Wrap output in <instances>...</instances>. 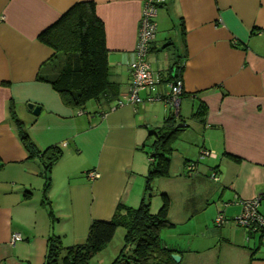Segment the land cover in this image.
<instances>
[{"label": "crops", "instance_id": "obj_1", "mask_svg": "<svg viewBox=\"0 0 264 264\" xmlns=\"http://www.w3.org/2000/svg\"><path fill=\"white\" fill-rule=\"evenodd\" d=\"M78 1L0 0V264H45L50 235L64 246L82 242L94 219H111L121 202L141 203L150 158L140 146L170 111L164 101L147 97H164L179 67L180 112L189 126L174 143L171 175L154 180L155 197L164 192L171 198L173 225L161 236L181 255L179 264H264L259 231L232 220L244 209L238 199L259 197L264 216V0H165L148 54L163 80L141 91L144 103L123 105L117 103L131 83L128 64L145 0H94L119 90L111 102L95 101L82 112L39 78L53 73L55 53L40 32ZM29 102L41 105L39 114ZM202 102L204 116L192 117ZM14 115L41 150L58 145L63 151L48 199L41 158L29 157ZM206 151L207 160L201 156ZM187 160L197 162L196 174H187ZM215 168L217 179L210 177ZM208 209L211 218L198 221L202 245L168 237L165 229L190 231L187 224ZM217 212L227 218L222 225L212 221ZM15 231L21 240L13 241ZM257 237L259 244H252Z\"/></svg>", "mask_w": 264, "mask_h": 264}, {"label": "trees", "instance_id": "obj_2", "mask_svg": "<svg viewBox=\"0 0 264 264\" xmlns=\"http://www.w3.org/2000/svg\"><path fill=\"white\" fill-rule=\"evenodd\" d=\"M39 39L55 51L51 58L53 73L40 74L39 78L51 83L66 104L84 111L89 100L111 102L118 95L119 84L111 78L105 23L98 15L94 0L74 3L40 32ZM179 68L172 74V80L178 78ZM183 94L182 91L181 96ZM206 108L204 102L200 103L192 117H203ZM14 118L29 157L41 158V174L45 178L44 199H48L53 168L63 156V151L58 145L41 150L29 135L23 121L16 115ZM188 126L180 106L178 111L170 106L162 125L151 128L148 140L140 146L148 154L150 163L144 197L139 206L119 203L111 219H94L86 239L70 246H64L60 236L50 235L45 264H89L91 258L113 239L119 226L126 230L125 242L110 264H179L172 257L176 249L161 236L163 228L173 225L169 218L171 198L169 194L161 193L162 205L158 211H153L152 196L153 181L171 175L174 143ZM229 156L238 160L233 155ZM187 161V174H196L197 162ZM214 170L210 175L213 179L214 174L217 175L216 168ZM232 220L239 225L234 218ZM244 228L251 231L247 226Z\"/></svg>", "mask_w": 264, "mask_h": 264}, {"label": "built area", "instance_id": "obj_3", "mask_svg": "<svg viewBox=\"0 0 264 264\" xmlns=\"http://www.w3.org/2000/svg\"><path fill=\"white\" fill-rule=\"evenodd\" d=\"M165 0H145L142 16L140 20L139 33L137 45L135 48V57L129 62L128 66L131 72V83L127 93L122 95L118 100L117 105H123L124 103H144L140 93L143 90H151L155 88L163 80V75L152 69L150 61L148 60V54L151 46L156 37L157 22L156 16L160 5ZM184 82L181 78H176L169 83V91L164 96L147 97L148 101L162 100L167 105L173 108H178L180 103V96L182 94ZM82 112V111H79ZM202 156H211V152L206 151ZM99 173L90 172L92 178L98 176ZM214 179H217V175L214 174ZM244 204V209L241 214L237 215L234 219L239 225L247 226L252 232L259 231L262 241H264V216L259 213L258 205L260 198L256 197L251 200H240ZM226 221L223 212H219L216 217V223L223 224ZM23 237L20 232H13V241L21 240Z\"/></svg>", "mask_w": 264, "mask_h": 264}, {"label": "rangeland", "instance_id": "obj_4", "mask_svg": "<svg viewBox=\"0 0 264 264\" xmlns=\"http://www.w3.org/2000/svg\"><path fill=\"white\" fill-rule=\"evenodd\" d=\"M122 95H124V94H122ZM94 103H95V100L94 99L89 100L87 102V104H86V107H89L90 108V107H92V104H94ZM202 159L207 160L206 159V156H204V158H202ZM201 161H203V160H201ZM155 187L157 188V185L153 181V192H156L157 191ZM160 193L161 192H159V195L157 196V198L153 194V196H152V205L155 206V205L158 204L159 206H157V207H161V205H162V199H161ZM137 206H139V205H137ZM137 206H134V207H137ZM158 209L159 208H157L155 211H158ZM218 214H219L218 212L215 213V216L212 217V221H213V219L216 218V216ZM202 217H204L203 220L201 219ZM210 218H211V209L204 210V211H199L196 214V217L194 219H192L190 221V223L187 224L188 226H190L192 228V229H190V231L187 229L186 230L187 232H183L182 229H180V227H179V230H175V229H165V230H171L170 233L168 234V237L170 239L177 240L180 243H183L185 246L191 245L192 247H196L197 245H200L201 244L202 239H205V238H200V237L203 236V232L202 231L197 232V229H199V227H198V225H199L198 224V221L201 220V221H204V223H206L205 220L210 219ZM213 225L215 226V222H213ZM125 233H126L125 228L122 227V226H119L117 228V230H116V233H115L113 239L109 242V244L106 247H104L102 250L98 251L91 258L89 264H110L117 257L118 253L120 252L121 248L124 245V242H125ZM163 234L165 235V232ZM259 234L260 233L257 232V236L258 237H259ZM258 237H257L256 240L253 239V241L251 243L254 244V242H255L258 245L259 244ZM205 241H206V243H208L207 240H205ZM211 241H212L211 244H213V245L216 246V243L214 242V240L211 239ZM261 246H262V248H264V244H261Z\"/></svg>", "mask_w": 264, "mask_h": 264}, {"label": "water", "instance_id": "obj_5", "mask_svg": "<svg viewBox=\"0 0 264 264\" xmlns=\"http://www.w3.org/2000/svg\"><path fill=\"white\" fill-rule=\"evenodd\" d=\"M174 72H175V70L173 71V75H174ZM28 107L33 111L34 114H39L40 111H41V105L36 104L34 102H29L28 103ZM178 109H179V106L177 108V111H178ZM172 257L174 258V260L176 262H180V260H181V255L179 253H177V252H174L172 254Z\"/></svg>", "mask_w": 264, "mask_h": 264}]
</instances>
